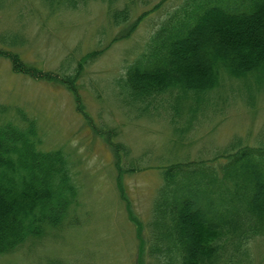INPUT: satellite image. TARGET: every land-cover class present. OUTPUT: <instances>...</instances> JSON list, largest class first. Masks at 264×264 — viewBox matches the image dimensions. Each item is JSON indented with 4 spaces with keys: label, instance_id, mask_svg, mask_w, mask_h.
I'll return each mask as SVG.
<instances>
[{
    "label": "rangeland",
    "instance_id": "rangeland-1",
    "mask_svg": "<svg viewBox=\"0 0 264 264\" xmlns=\"http://www.w3.org/2000/svg\"><path fill=\"white\" fill-rule=\"evenodd\" d=\"M183 1L0 0V123L33 121L40 147L68 157L77 188L73 221L0 264H158L150 223L163 170L226 166L229 154L264 146V79L223 74L200 103L167 93L143 105L125 89L127 67ZM13 56L44 77L17 71ZM250 244L241 263L264 264V238Z\"/></svg>",
    "mask_w": 264,
    "mask_h": 264
},
{
    "label": "trees",
    "instance_id": "trees-1",
    "mask_svg": "<svg viewBox=\"0 0 264 264\" xmlns=\"http://www.w3.org/2000/svg\"><path fill=\"white\" fill-rule=\"evenodd\" d=\"M12 62L19 72L44 77L18 56ZM223 74L264 79V0H184L122 79L143 105L167 93L200 103ZM50 79L74 86L71 77ZM29 123H0V256L73 221L70 161L62 150H43ZM229 155L226 166L177 162L163 170L150 223L158 264H242L250 242L264 238V146Z\"/></svg>",
    "mask_w": 264,
    "mask_h": 264
}]
</instances>
